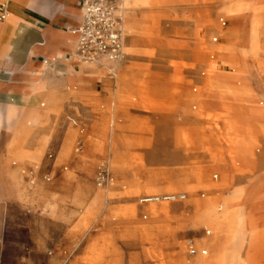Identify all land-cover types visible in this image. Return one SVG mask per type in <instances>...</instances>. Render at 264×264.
<instances>
[{"label": "rangeland", "instance_id": "1", "mask_svg": "<svg viewBox=\"0 0 264 264\" xmlns=\"http://www.w3.org/2000/svg\"><path fill=\"white\" fill-rule=\"evenodd\" d=\"M22 1L33 19L34 8L27 6L31 0ZM226 1L118 0L126 58L109 72L84 71L88 62L74 57L68 31L56 30V36L48 38L36 26L38 32L20 39L15 52L8 47L11 36L2 34L0 111L5 112L11 98L19 109L24 107V92L33 87L50 56L60 55L56 67L62 73L45 70L38 84L42 95L27 105V113L34 107L43 116L38 127H31L28 146L39 163L8 160L7 145L15 130L6 124L0 129V170H19L28 189L21 201L4 192V180L0 183V264H174L181 247L170 246L158 225L182 227L177 243L187 258L193 257L186 247L189 238L195 239L198 254H212L202 244L214 240L216 233L192 225L193 204L213 203L223 213L224 201L235 190L264 182V136L253 135L246 141L247 150L242 148L236 115L244 107L233 110L203 100L207 91L229 93L233 87L228 81L208 83L212 64L218 69L214 76L229 72L215 56L216 48L228 43L215 28L229 27L219 13ZM209 17L216 24L212 28L205 25ZM259 32L262 52L250 77L264 107V68H259L264 67V21ZM32 46L38 52L30 58ZM48 95L54 96L53 105ZM25 113L20 122L26 120ZM102 167L108 176L105 183L99 175ZM194 167L209 169L206 185L218 189L199 187L193 195L137 192L151 184L160 189L177 186ZM38 187L48 192L46 200L33 198ZM256 189L264 195V183ZM171 195L186 198L165 200ZM151 197L160 199L143 202ZM151 205H167L183 215L154 218ZM256 212L264 238V199L256 204ZM147 234L155 235L154 240L146 241ZM100 249H107L103 257L97 256ZM262 251L259 264H264V247Z\"/></svg>", "mask_w": 264, "mask_h": 264}, {"label": "bare ground", "instance_id": "2", "mask_svg": "<svg viewBox=\"0 0 264 264\" xmlns=\"http://www.w3.org/2000/svg\"><path fill=\"white\" fill-rule=\"evenodd\" d=\"M37 1L31 0L27 3V6L35 8ZM22 3V0H8V17L5 22L0 23V37L3 33L11 36L8 46L10 52H15L20 39L27 33L38 32L36 20L31 19L25 13ZM263 12L264 0H227L219 13L224 15L228 20L229 27L227 26V29H224L223 26L216 27L215 21L211 17L205 22V25L210 26V28L215 26L218 33L228 42L226 46L222 43L216 48L215 56L223 62L224 66L229 68V72L226 75L214 76L213 74L218 72V69L216 64H212L209 68L208 83L211 84L213 82L211 81L212 79L220 84L227 83L228 81L233 87L230 88L229 93L207 91L203 95V100L208 103L214 102L224 108L229 107L233 110L244 107L245 110L239 111L236 115L238 118L236 123L240 124L241 127L240 137L245 142L242 146L244 150H247L246 141L253 138V135L264 136V107L258 103L260 94L253 87L250 77V73L255 68L254 62L258 61L262 52V46L259 41V30L264 21ZM4 27H6L5 30ZM68 34L71 46L77 51L78 36L74 32H69ZM38 45L42 46L44 43H39ZM37 52L38 48L34 46L30 47L28 57L35 56ZM59 57L60 55L57 57L50 56L45 60V67L36 76L37 78L33 81V87L23 94L22 102L24 103V107L22 109H19L15 100L11 98L5 112L0 111V129L6 124L9 131L15 130V138L7 145L8 160L11 158L21 163H33V165L40 161L37 155L28 150V146L29 140L33 135L31 127H38L43 116L34 107L27 113V105L33 96L42 95L41 87L38 84L42 80V76H45V70L51 69L58 74L62 73L56 67V61ZM73 60L74 58L68 62L71 63ZM119 64L103 58L94 63H84L83 69L90 73L109 72L119 69ZM259 68L262 70L264 67L260 65ZM122 72L125 73V67H122ZM45 98L50 104L53 105L55 103L53 95H48ZM24 113L26 114V120L20 122L21 116ZM66 152H68V149H66ZM1 164L2 162L0 161ZM208 170L194 167L190 177L178 180L177 186L160 189L151 184L140 186L137 192L161 193L163 191H184L193 195L194 191L199 187H205L208 191L216 190L218 189L217 185H206V181L208 180L206 172ZM64 179H68V176ZM3 180L5 181L4 184L2 183ZM31 181L33 182V180ZM191 181L196 183L194 187L188 186ZM0 183H2L4 192L9 196L15 195L21 201L26 198L28 189L24 185L19 170H0ZM259 183L262 185L264 182L258 181L254 187L250 183L251 187H242L235 190L232 196L224 201L223 213L218 212L213 203L197 201L193 204L192 214L190 215L192 225L194 227L208 226L216 233L214 240H203L204 244L202 245L209 248L212 252L210 256H203L199 253L195 257L187 258L183 255V245L177 243V235L182 232V227L179 230L171 229L170 225L156 226L159 232L164 233L169 238L168 241L171 242L170 246L173 248L181 247V250L177 253V258L173 260L174 264H259L264 247V238L260 230L262 220L259 219L256 212V204L260 199H264L263 193L258 192L256 189ZM101 195L97 196L98 199ZM48 196V192L43 187H38L33 194L34 199L41 201L46 200ZM0 199H2V194L0 195ZM92 208L93 206L88 208V214ZM149 210L152 216L158 219H170L174 214L183 215V213L172 210L167 205H151ZM131 213L135 216L136 210L133 208ZM154 236L147 234L145 235V240L151 242L154 240ZM97 253L99 255H95L103 257L107 253V249H100ZM157 257L162 258V255L157 254Z\"/></svg>", "mask_w": 264, "mask_h": 264}, {"label": "built area", "instance_id": "3", "mask_svg": "<svg viewBox=\"0 0 264 264\" xmlns=\"http://www.w3.org/2000/svg\"><path fill=\"white\" fill-rule=\"evenodd\" d=\"M0 21L8 17L7 1L0 0ZM82 23L74 33L78 36V47L74 57L81 61L93 63L107 58L114 63H121L126 58L125 33L120 16L118 15V0H83ZM101 183L108 180L106 169L99 172ZM185 195H171L165 200H184ZM160 198H145L143 202L158 201ZM190 256H197L198 250L194 238L186 240ZM203 256L207 250L200 251Z\"/></svg>", "mask_w": 264, "mask_h": 264}, {"label": "crops", "instance_id": "4", "mask_svg": "<svg viewBox=\"0 0 264 264\" xmlns=\"http://www.w3.org/2000/svg\"><path fill=\"white\" fill-rule=\"evenodd\" d=\"M82 2L83 0H38L33 11L36 26L43 28L48 38L56 36V30L74 32L82 23Z\"/></svg>", "mask_w": 264, "mask_h": 264}]
</instances>
